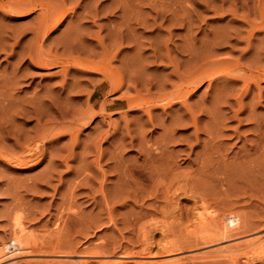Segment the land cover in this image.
<instances>
[{
	"label": "rangeland",
	"instance_id": "1",
	"mask_svg": "<svg viewBox=\"0 0 264 264\" xmlns=\"http://www.w3.org/2000/svg\"><path fill=\"white\" fill-rule=\"evenodd\" d=\"M7 1L14 2V0ZM17 1L20 0H15V2ZM55 1L56 3H59L62 0ZM64 2L66 5L65 7L68 10L70 9L71 11V9H74L75 12L74 14L67 13L68 16L61 22V24H59L55 30L51 31L47 38L48 40L45 42L46 46H44V50H49V48H51L52 51L49 50L50 52H53L51 54H67L68 52V54L70 53L72 55H76L83 51L86 52V56L89 52H93L95 54V59L97 58L96 60H100L104 54V59L107 62H110L113 69L120 70L122 73L124 72L123 74L126 84L123 88L124 90L122 89L123 91L120 90L110 94H106L108 91V87L106 86H102L98 89L94 93L91 101L94 106V112L98 111L100 115L91 119L87 125L80 126L74 122V119L76 118L75 116L84 112V108L87 111L88 102L86 100L88 98V90L90 89V92L91 89L93 90L94 86H97V81L99 82V80L102 79L101 75L91 71L90 73L89 71H85V73L82 74L83 70H80V72L76 71L74 74L72 73L65 77L60 71L61 68L58 66L47 68L42 66L39 67L35 64L33 65L25 55L24 58L23 54L25 48L27 49V45L34 42H30L34 40V34L32 35L33 32L31 31L37 26L36 21H38L37 15L39 12L36 11L27 16L21 17L0 10V34L2 38L5 35L3 40H5L4 43L7 42L5 43V46L3 45L5 50L3 48L4 51H0V91L3 90L0 94L2 96L0 97H7L10 99L9 101H11L9 102L7 98L5 100L2 99L3 105L5 103L10 106L8 105L9 109L6 106L7 109L5 110L8 112L6 113L5 111V115L3 114V116H5L2 118V120L4 119L3 121L0 119V126L2 127L1 124L4 122V127L11 128V134L15 133V131L21 132L26 130L25 133H21L29 134V137L28 135L22 137L20 139V142L22 141L21 144H26L30 140L33 141L40 139L42 135L39 136L40 138L37 137L36 139V136L39 135L37 133L42 134L44 128H46V126L48 127L52 121H55L54 123H56L55 126L57 127L56 130V127L54 126V129L56 130L55 133V130L52 129L53 132L49 133L48 138L42 140V143L44 144L43 152L36 153L26 166L21 165L19 167L18 165L17 168V165L9 164L0 158V249H3V255H1V257H4V260L2 259L0 264H15V262L16 264H30L31 262L33 264H36L37 262L38 264H44L45 258L58 255L72 258L73 260L81 259L82 256L84 258L85 255H93V253L100 255L103 253V255L106 254L104 256L112 257V259L121 257V255L124 254V256H138L136 253L141 255L144 249V238L142 237V232L139 228L144 225L146 226L147 224V226L152 225L156 221L158 223L161 222L162 224V220L163 223L166 221H168V224H171L172 222L175 223L169 228L170 230L168 229L167 232L164 233L158 231L155 232L151 230L152 228L150 229L152 234L149 232L148 238H150V242L153 244L151 255L157 256L158 254L159 256L160 254V256H164L166 260H173L175 257L182 258L185 256L188 258L191 257L192 254H195L192 253L194 251L196 253L202 252V246L200 245L189 249L185 245L186 248L184 251L182 250L183 252L181 251V253L177 254L171 252V254L163 253V255L162 249L158 244H160L159 242L163 243L164 240H169L167 243H173V241L176 243L178 240L182 241L186 237L184 226L189 224L188 220L190 219V215L192 216L191 213L194 211V206L199 204L201 198L207 199L208 203L217 210H223L222 208L233 209L237 214L244 216L246 221L250 222V225L252 226L249 225L250 229H248L247 232L232 237V239L229 238L230 240L227 239V241H223L219 244L231 245L235 244V241L242 242L245 238H252V236L256 237L261 233L264 234V157H262L264 155L260 157L252 155L249 157L250 160L252 158H257L256 160L254 159V161H257L254 162L255 165L252 162L249 163V166L246 163L248 162L246 160H249V158L246 160L242 158L244 150L243 146L246 144L250 145V142L254 140L256 135V132L252 130L255 119H253L252 116L256 118L260 117V119L264 118V81L260 82L258 88L252 87L249 92L242 94L241 92L243 90L241 82H234L232 85V82H229L227 79L228 82H226L225 78H222L223 76L211 84L205 80L198 87L197 91L189 95L187 98V104L193 108L196 117H198L197 128L200 130H198L199 132H197V134L195 133V128L191 124L188 125L191 121L188 119L189 116L186 113L185 107L180 103L173 101L172 104L167 105L166 107L162 105L164 102L158 101L156 103V101H151L150 98V102L146 103L144 106L149 104L146 108H148L151 113L149 114L152 118L151 123L148 122V114L146 113L148 110L144 108V106L142 109L136 107L132 110H127V102L125 99H122L123 96H126L123 94L131 93V95L127 96L135 95L134 91H127L126 89L128 85L127 81L130 80V76L132 77L130 80L132 84L129 82L130 86L133 85L132 87L140 89L138 90L140 95L147 98L150 95L151 97H157L160 95L168 97L169 94L170 96L172 95L175 87L179 83L176 72L181 76L184 74L186 77H189V75L194 72L196 74H207L209 73L208 71L212 73L211 70L216 74L218 71L217 69H221L224 63L227 65L230 64L229 67L235 70L237 68L236 65H238L246 70L251 68L253 71L259 64L256 63L257 56L260 59H258L260 61L259 65L262 64V66H264V58H262L264 57V49H262L264 48V45H262L264 44V30L259 27L264 25V21H262V19L258 20L260 18V11H264V7H262L264 6V0H121V5L118 4L117 6L119 10H115L112 0H99L98 3H96L97 0H64ZM125 4L126 6H124ZM93 5H97L98 7L95 17H91L88 14V11L93 9ZM257 6L258 8L256 9ZM93 11L94 10H91L90 13ZM243 13L244 17L242 18L241 16H243ZM246 13L247 15L245 16ZM258 27L261 29L260 31H257ZM233 33L235 35H233ZM225 35H227V39L225 38ZM113 38L115 40H113ZM118 38L121 40L119 39V41ZM74 39L78 40L77 42L79 43H76ZM250 40L251 44H246ZM64 41L67 42H65L66 45H70L71 42L74 45H70L72 48L67 46L66 50L62 46H57L56 43L59 45L60 42L64 43ZM99 41H101L102 44H99ZM115 41H117V43ZM4 43L2 42L1 45ZM115 43L117 44V47H115ZM103 44L104 46H102ZM260 45L262 48H260ZM55 46H57L58 50L54 48ZM71 49L75 51H72ZM82 56L85 57V55ZM20 58L22 59L20 60ZM248 59L249 61H247ZM186 72L189 74L187 75ZM13 74H16L17 77L16 75L14 77ZM10 75H13L12 79L10 78ZM77 79L79 81H77ZM14 81L16 82L14 83ZM72 82H75L74 86ZM6 85L9 86V89ZM159 86L161 88H159ZM12 87H14V91ZM84 90L86 91L84 92ZM148 90L149 93L147 92ZM241 94L243 95L241 101L244 105L243 112L239 113L235 118L233 116L235 113L234 111H237L238 109V104L236 102ZM224 97L226 99H224ZM49 98L51 100L55 98V100H53V107L51 105L52 101L50 100V103ZM34 99L35 101H33ZM2 100L0 98V101ZM27 100L30 102L32 101V105H28L31 103ZM57 100H59L58 104L60 106L57 105ZM26 101L28 103H25ZM43 101L45 102V105ZM35 102L40 103H37L36 105L34 104ZM106 102H109L110 104ZM11 103L18 104L17 106L20 108L15 104L13 106ZM54 103L58 106L57 108H63V119L58 113H54L57 109H55ZM33 105L35 108L40 107L44 113L46 112L45 114H50L43 118L40 125H35L36 121L34 116L36 112L32 113L34 115L31 113H25L26 108L29 109L30 107H33ZM103 105H107V111L104 109ZM159 105H162L163 107H160ZM14 108L18 110L20 109V111L15 110ZM45 108H48V111H45ZM100 108L101 110L103 109L104 112H99L101 111L99 110ZM41 109L39 111H41ZM49 109H51V111ZM59 109L56 111L58 112ZM251 109L253 112L250 111ZM73 110L74 112L77 111L75 112L76 114L73 113ZM125 111L126 114H124L126 116L123 114ZM69 113L73 118L68 115ZM184 114L187 118L185 119L186 122L183 120L179 123L177 121L176 123L175 120L178 117H183ZM56 116H59L58 118L60 121ZM69 117L71 120H69ZM5 118H7V120L11 118L8 121H10L12 126L7 120H5ZM224 120L225 122H223ZM5 122H7V125ZM186 123L188 126L185 125ZM13 124L16 125L15 129ZM35 127L36 131L34 130ZM39 128L41 131L38 130ZM71 128L73 130H70ZM169 128L170 130L175 128L174 136L177 138V141L175 140L173 142L167 140L169 144L167 143L166 145L167 153L170 154L171 157L173 156L174 161L177 162H175L177 168L172 173L173 177L176 179L174 178V180H172V174L165 178L166 181L156 177L149 178L146 172L148 170L142 169V165L145 166L146 163L147 166V160L150 161L151 156L156 152L155 149L158 144L160 147L165 144L163 143V136L168 135L166 129ZM62 129L67 131H63ZM142 130H144V132H142ZM61 131L65 133H62V135L57 138H49V136H53L52 134ZM66 132H68L67 135ZM140 135L143 136L141 137ZM218 136L221 137L219 138ZM0 140L1 152L12 153L14 151L15 153L17 151L18 153L19 150L15 143H13L15 139L12 135L6 140ZM157 142L159 143L157 144ZM145 148L146 150L148 149L147 154ZM204 149H208L206 150L207 152L205 151V154L203 151ZM214 150L217 151V153L212 152ZM198 151L200 152V156ZM209 153L215 159L220 156L221 159H219V161L221 160V163L224 161L222 165L220 162L216 163L214 161L211 168L214 167L212 169H217L219 166L217 164H220L219 167L221 169L225 166L223 169L225 176H222V174H215V172H213L214 170H211V173H204L203 169H200L202 168V164H200L202 155L205 156ZM251 153H253V151ZM241 160L244 163H241ZM227 163L229 164L227 165ZM189 167L192 171H189ZM129 171L132 172V174L130 173L129 175V173H127ZM188 174L191 175L188 176ZM213 175H216V177ZM195 176L197 180L195 179ZM131 178L136 180L133 179V181ZM189 178L191 180H188ZM222 178L227 182L223 180L221 181ZM180 179L185 181L188 185L187 186L181 181L183 183L179 182V185L181 186L184 185L185 187L192 188L193 184V196L191 195L189 197V195H185L181 191L180 193H176L174 199L169 198V195L167 198L166 195L168 192L165 191L167 181L171 180L172 182H175L168 184L170 187L173 185L170 188L171 191H173L177 187L176 185H178L176 180L180 181ZM154 180L156 184L153 182ZM160 181L163 182L160 184L163 187L159 186V184L156 186L157 182L159 183ZM206 182L208 184L211 182L212 184H209L208 186ZM138 184L140 185L138 186ZM208 189L210 191H208ZM151 191L153 194H151ZM200 192L202 195H200ZM205 192L207 194H205ZM208 192L214 193L212 195L215 197H212ZM139 193L143 196H140ZM214 204L218 205V208H216ZM165 212H167L166 215L164 214ZM15 214L21 216V219L23 217V225L27 228L29 233L33 232V234H38L39 236H48L49 233L53 234V232L60 233L63 231V233H60V237H64L60 239L65 243V246L62 248L63 252L57 251L54 253L55 255L53 253V255H49L48 253H43L42 255L39 253L37 255V253L21 252V255L19 252L17 253V251H13V248L11 247L12 244L8 241L11 238L12 223L14 216H16ZM136 216H139L140 218H137ZM70 219L71 221H69ZM180 221L182 224H179ZM139 223L140 225H138ZM168 224H166V226H170V224ZM62 226L65 227L62 228ZM181 229L183 230L180 231ZM4 242L9 245H7L9 248H3ZM64 249H68L67 252ZM88 253L91 254L88 255ZM13 255L16 257L12 258ZM262 256H264V254H262ZM29 259H31V261ZM46 261L48 260L46 259ZM65 262L72 261L68 260ZM216 262L217 261H208L207 263H203L201 261L187 260L184 264H220L219 262H221V264H227L222 261H218V263ZM252 264H264V260L261 261V258L256 259Z\"/></svg>",
	"mask_w": 264,
	"mask_h": 264
},
{
	"label": "bare ground",
	"instance_id": "2",
	"mask_svg": "<svg viewBox=\"0 0 264 264\" xmlns=\"http://www.w3.org/2000/svg\"><path fill=\"white\" fill-rule=\"evenodd\" d=\"M55 1V0H54ZM53 0H20V1H17V2H15V0H14V2H9V1H5V0H0V10H2V11H5L6 13H12V14H16V15H19V16H21V17H24V16H27V15H29L30 13H33V12H36V11H38L39 13H38V15H37V18H38V21H36L37 22V26H36V28H34V29H32V31L31 32H33L32 33V35L34 34V40H32V41H30V42H33L32 44H29V45H27V49L25 48V51H24V48H23V51H24V54H23V56L25 55L26 57H27V59L31 62V63H33V65L35 64V65H37V66H42V67H47V68H49V67H55V66H58L59 68H61V72L63 73V76H69V74H74L76 71H78V72H80V70L82 71V74L83 73H85V71H89V73H90V71L91 72H95V73H98V74H100L101 75V77H102V79H100L99 80V82L97 81V86H94L93 87V90L91 89V91L89 92V90H88V94H87V102H88V107H87V111L85 110V108L83 109L84 110V112H82V113H80L78 116L76 115L75 117V119H74V122L75 123H77V124H79L80 126H85V125H87L88 123H89V121H91V119H93V118H95V117H97L98 115H100V113H98V111L97 112H94L95 110H93V104H92V97H93V95H94V93L98 90V89H100L102 86H106V87H108V91H107V93L106 94H110V93H112V92H116V91H120V90H122L124 87H125V84H126V81H125V78H124V72L122 73L120 70H116V69H113L112 67H111V64H110V62H107L105 59H104V57L105 56H103L102 55V59L100 58V60H96L95 59V54L93 53V52H89L88 54H87V56H86V52H79L78 54H76V55H72V54H68V52H67V54L66 53H62V54H51V53H53V52H50V51H52L51 50V48H49V46H48V48H49V50L47 49V50H44V46H46L45 45V42H46V40H48L47 38H48V36H49V34L51 33V31H53V30H55V28H57V26L59 25V24H61V22L68 16V14L67 13H71V14H74V9H71V11H70V9L68 10L65 6V2H64V0H62V1H60L59 3L57 2L56 3V1L54 2ZM98 1L99 0H97V2L96 3H98ZM113 1V5H114V8H115V10L116 9H118L117 8V6H118V4L119 5H121L120 3V1L121 0H112ZM261 1V0H260ZM127 2V1H126ZM130 2V1H129ZM232 2H234V1H232ZM96 3H94V4H96ZM236 3V2H235ZM79 4V3H78ZM89 4V3H88ZM231 4V3H230ZM116 5V6H115ZM232 5V4H231ZM247 5V4H246ZM94 6V5H93ZM124 6H126V4L124 5ZM238 6V5H237ZM259 6H260V4H259ZM233 7V6H232ZM242 7V6H241ZM262 7H264V6H262ZM261 7V8H262ZM86 8H88V7H86ZM90 8V7H89ZM230 8V7H229ZM228 8V9H229ZM247 8V7H246ZM258 8V6L256 7V9ZM97 9H98V7H97V5L96 6H94L93 7V9H91V10H94L93 12H91L90 13V11L91 10H89L88 11V14L91 16V17H95L96 16V14H97ZM126 9V8H125ZM232 9V8H231ZM114 10V9H113ZM119 10V9H118ZM121 10V9H120ZM222 10V9H221ZM247 10V9H246ZM260 10V9H259ZM70 11V12H69ZM122 11H123V9H122ZM224 11H225V9H224ZM234 11H235V9H234ZM233 11V12H234ZM96 12V13H95ZM120 12V11H119ZM229 12V11H228ZM249 12V11H248ZM253 12H254V10H253ZM256 12H257V10H256ZM86 13V12H85ZM222 13V12H221ZM95 14V15H94ZM122 14V13H121ZM131 14V13H130ZM129 14V15H130ZM258 14V13H257ZM260 15H259V19L258 20H260V19H262V21H264V11H260V13H259ZM233 15V14H232ZM231 15V16H232ZM247 15V13L245 14V16ZM121 16V15H120ZM126 17V16H125ZM233 17H234V15H233ZM242 18L244 17V13H243V16H241ZM255 17V16H254ZM123 18V17H122ZM131 18V17H130ZM221 18V17H220ZM246 18H249V17H246ZM239 19V18H238ZM129 20V19H128ZM243 20H245V19H243ZM251 20V19H250ZM125 21V20H124ZM261 21V22H262ZM244 24V23H243ZM246 24H249V23H246ZM256 24V23H255ZM258 24V23H257ZM245 25V24H244ZM253 25H254V22H253ZM81 26V25H80ZM242 27V26H241ZM248 27V26H247ZM262 30H264V25H261V26H259ZM259 27H258V29H257V31L259 30H261V29H259ZM255 28V27H254ZM77 29V28H76ZM128 29V28H127ZM237 29V28H236ZM246 29V28H245ZM248 29V28H247ZM253 29V28H252ZM30 30V29H29ZM130 30V29H129ZM249 30V29H248ZM254 30V29H253ZM73 31V30H72ZM77 31V30H76ZM119 31V30H118ZM226 31V30H225ZM235 31V30H234ZM3 32V31H2ZM131 32H132V30H131ZM223 32H224V30H223ZM222 32V33H223ZM238 32H240V31H238ZM249 32V31H248ZM262 32V31H261ZM64 33H66V32H64ZM81 33V32H80ZM254 33V32H253ZM253 33H252V37H253ZM4 34V33H3ZM2 34V35H3ZM70 34V33H69ZM130 34V33H129ZM238 34V33H237ZM133 35V34H132ZM233 35H235L234 33H233ZM239 35V34H238ZM5 36V35H4ZM4 36H3V38H4ZM7 36V35H6ZM62 36V35H61ZM60 36V37H61ZM131 36V35H130ZM135 36V35H134ZM241 36V35H240ZM117 37V36H116ZM123 37V36H122ZM128 37V36H127ZM132 37V36H131ZM247 37V36H246ZM245 37V38H246ZM3 38L1 37V34H0V45H1V43L3 42L4 43V41L5 40H3ZM129 38V37H128ZM225 38L227 39V35H225ZM230 38V37H229ZM6 39V38H5ZM59 39V38H58ZM120 38H118V40H119ZM236 39H238V38H236ZM250 39V38H249ZM19 40V39H18ZM56 40V39H55ZM60 40H61V38H60ZM113 40H115L114 38H113ZM121 40V39H120ZM119 40V41H120ZM128 40V39H127ZM222 40H223V38H222ZM230 40V39H229ZM260 40V39H259ZM58 41V40H57ZM67 41V40H66ZM66 41H64V43L63 42H60V44L58 45V43H56L57 44V46L59 47V46H62L65 50L67 49V46H70V45H72L73 43V40H72V42H71V44L70 45H66L65 44V42ZM71 41V40H70ZM74 41L76 42V43H79V42H77L78 40H75L74 39ZM226 41V40H225ZM241 41H242V39H241ZM18 43H20L19 41H17ZM17 42H15V43H17ZM29 42V41H28ZM100 43L99 44H102L101 43V41H99ZM116 43H117V41H115ZM224 42V41H223ZM222 42V43H223ZM251 40L250 41H248L246 44H248V45H250L251 43ZM5 43H7V42H5ZM2 44L1 45V49H0V51H4L5 50V47H3V45L5 46L6 44ZM17 43V44H18ZM62 43V44H61ZM67 43V42H66ZM114 44L115 45V47H117L116 45L117 44ZM119 43V42H118ZM130 43V42H129ZM228 43V42H227ZM259 43V42H258ZM262 43V42H261ZM55 44V43H54ZM81 44V43H80ZM221 44V43H220ZM26 45V44H25ZM74 45V44H73ZM97 45V44H96ZM262 45H264V44H262ZM29 46V47H28ZM57 46H55L54 48H56L57 49ZM102 46H104V44L102 45ZM261 46V45H260ZM51 47V46H50ZM71 48H72V46H70ZM69 47V48H70ZM119 47V46H118ZM259 47V46H258ZM3 48H4V50H3ZM53 48V47H52ZM92 48V47H91ZM105 48V47H104ZM260 48H262V46L260 47ZM260 48H259V50H260ZM11 49V48H10ZM262 49H264V48H262ZM58 50V49H57ZM72 51H75V50H73V49H71ZM106 50V49H105ZM112 50V49H111ZM252 50V49H251ZM22 51V52H23ZM47 51V52H46ZM54 51H55V49H54ZM85 51V50H84ZM107 51V50H106ZM246 51V50H245ZM110 52V51H109ZM113 52V51H112ZM21 53V52H20ZM26 53V54H25ZM56 53H57V51H56ZM84 53V54H83ZM104 53V52H103ZM258 53V52H257ZM85 55V57L84 56H82V55ZM106 54V53H105ZM262 54V53H261ZM22 56V55H21ZM23 56H22V58H23ZM25 56H24V58H25ZM98 56V55H97ZM107 56V55H106ZM157 56V55H156ZM155 56V57H156ZM241 56V55H240ZM100 57V56H99ZM19 58V57H18ZM22 58H20V60L22 59ZM262 58H264V57H262ZM131 59V58H130ZM129 59V60H130ZM259 58H258V56H257V62L256 61H254V62H256L257 64L259 63L260 64V59L258 60ZM133 60V59H132ZM239 60V59H238ZM217 61V60H216ZM215 61V62H216ZM247 61H249V59L247 60ZM18 62H19V60H18ZM131 62V61H130ZM246 63H248V62H246ZM121 64V63H120ZM132 64V63H131ZM200 64V63H199ZM229 64V63H228ZM250 64V63H249ZM258 64V66H256V68L255 67H253V68H255V70H253L252 71V69L250 70H246V69H244V68H242V67H240V66H238V65H236L237 66V68H236V70L235 69H232V68H230L229 67V65H227L226 63H224L223 64V66L221 67V69L219 68V69H217L218 71L216 72V74L211 70V72L212 73H214V74H212V73H210V71H208L209 73H207V74H196L195 72L193 73V74H191V75H189V77H186V76H184V74H182V76L181 75H179L178 74V72H176V70H175V72H176V75H177V78L179 79V83H178V85L175 87V90L173 91V93H172V95L170 96V94H169V96L167 97V96H157V97H151V95L150 96H148V98L147 97H145V96H142V95H140L139 93H138V90H140V89H137L136 87H132V86H130V84H129V82L132 84V82L130 81L131 80V76H130V80L129 79H127V80H129V81H127L128 83V85H127V91H130V90H132V91H134L135 92V95L134 96H127V95H131V93L130 94H123V95H126V96H123V98L122 99H125L126 100V102H127V107H128V109L127 110H132V109H134V108H138L139 107V109L141 108L142 109V107L146 104V103H148V102H150L149 101V99L151 98V101H153V102H155L156 101V103L158 102V101H160V102H164V104L162 103V105L163 106H166L167 107V105H170V104H172L173 103V101L174 102H176V103H180L181 105H183L184 107H185V109H186V113L188 114V116H187V114H186V116L188 117V119H189V121H191V123L189 122V124L188 125H192L194 128H195V133L197 134V132H199L198 130H200V129H198L197 128V119H198V117H196V114L194 113V111H193V108H191L188 104H187V98H188V96L189 95H191V94H193V93H195L196 91H197V89H198V87L206 80V81H208V83L209 84H211L212 82H214L215 80H217V79H220V77H222L223 79L225 78V80L227 79L229 82H232V85H233V83L234 82H241L242 83V94H244V93H247V92H249L250 90H251V88L252 87H257L258 88V86L260 85V82L261 81H264V66H262V64L261 65H259ZM119 65V64H118ZM127 65H128V63H127ZM248 65V64H247ZM252 65V64H251ZM256 65V64H255ZM136 66V65H135ZM195 66H198V65H195ZM245 66V65H244ZM118 67V66H117ZM129 67V66H128ZM196 68V67H195ZM199 68V67H198ZM248 68V67H247ZM130 69V68H129ZM131 69H134V68H131ZM192 69V68H191ZM191 69H189V70H191ZM16 71V70H15ZM59 71V72H60ZM178 71V70H177ZM192 71H194V70H192ZM199 71V70H198ZM216 71V70H215ZM134 72V71H133ZM92 73V74H93ZM187 73V75L189 74L188 72H186ZM192 73V72H191ZM205 73V72H204ZM10 74V73H9ZM87 74V73H86ZM134 74H135V72H134ZM141 74V73H140ZM5 75V74H4ZM14 75V74H13ZM12 75V76H13ZM16 75V74H15ZM15 75H14V77H15ZM23 75V74H22ZM21 75V76H22ZM28 75V74H27ZM11 76V75H10ZM12 76L10 77L11 79H12ZM82 76V75H81ZM2 77V76H1ZM16 77H17V75H16ZM19 77V76H18ZM75 77V76H74ZM135 78V77H134ZM64 79V78H63ZM139 79V78H138ZM2 80V79H1ZM4 80V79H3ZM14 80V79H13ZM17 80V79H16ZM139 80H141V79H139ZM226 80V82H228ZM6 81V80H5ZM17 81H19V80H17ZM76 81V80H75ZM77 81H79L78 79H77ZM89 81V80H88ZM92 81V80H91ZM135 81V80H134ZM221 81H223V80H221ZM16 81H14V83H15ZM62 82V81H61ZM1 83V82H0ZM8 83V82H7ZM73 83V86L75 85L74 83L75 82H72ZM224 83H225V81H224ZM3 84V83H2ZM82 84V83H81ZM88 84V83H87ZM160 84H161V82H160ZM225 85H226V83H225ZM224 85V86H225ZM7 86V85H6ZM78 86V85H77ZM80 86H82V85H80ZM90 86V85H89ZM160 86H162V85H160ZM159 86V88H161ZM223 86V87H224ZM235 86V85H234ZM8 87V89H9V86H7ZM166 87V86H165ZM216 87V86H215ZM222 87V86H221ZM229 87V86H228ZM239 87V86H238ZM13 88V91H14V87H12ZM77 88H79V87H77ZM88 88V87H87ZM218 88V87H217ZM64 89V88H63ZM74 89V88H73ZM81 89V88H80ZM234 89V88H233ZM237 89V88H236ZM240 89H241V87H240ZM239 89V90H240ZM10 90H12V89H10ZM50 90V89H49ZM124 90V89H123ZM122 90V91H123ZM150 90V89H149ZM149 90L147 91L148 93H149ZM164 90V89H163ZM219 90V89H218ZM227 90V89H226ZM3 91V90H2ZM2 91H0V94H1V92ZM6 91V90H5ZM12 91V92H13ZM47 91V90H46ZM63 91V90H62ZM76 91V90H75ZM77 91H78V89H77ZM86 90H84V92H85ZM172 91V90H171ZM223 91H224V89H223ZM47 92H49V91H47ZM79 92V91H78ZM84 92H82V93H84ZM217 92V91H216ZM228 92V91H227ZM50 93V92H49ZM81 93V92H80ZM129 93V92H128ZM141 93V92H140ZM151 93V92H150ZM4 94V93H3ZM6 94H8V93H6ZM42 94V93H41ZM79 94V93H78ZM105 94V93H104ZM134 94V93H133ZM229 94V93H228ZM227 94V95H228ZM240 95V98L237 100V104H238V109H237V111H234L235 113H234V117L236 118L237 116H238V114L239 113H241V112H243V104L241 103V101H242V96L243 95ZM148 95V94H147ZM146 95V96H147ZM159 95V94H158ZM223 95V94H222ZM0 96H2V95H0ZM4 96H6V95H4ZM8 96V95H7ZM11 96H13V95H11ZM10 96V97H11ZM35 96V95H34ZM42 96V95H41ZM45 96V95H44ZM33 97V96H32ZM38 97V96H37ZM37 97H35V98H37ZM46 97V96H45ZM68 97V96H67ZM225 97H226V95H225ZM224 97V99H226ZM234 97V96H233ZM1 98V100L2 99H6V98H2V97H0ZM48 98V97H47ZM59 98V97H58ZM219 98V97H218ZM12 99V98H11ZM44 99V98H43ZM103 99V98H102ZM153 99V100H152ZM215 99V98H214ZM256 99V98H255ZM7 100L9 101L10 99H8L7 98ZM31 100H32V98H31ZM51 99L49 98V101H50ZM53 100H55V98L53 99ZM53 100H51L52 101V107H53ZM217 100V99H216ZM228 100V99H227ZM226 100V101H227ZM27 101H29V100H27ZM25 102V103H28V102ZM33 101H35V99L33 100ZM51 101H50V103H51ZM59 100H57L56 101V103H57V105H59L58 102ZM70 101V100H69ZM254 101V100H253ZM3 100L2 101H0V119L2 120V118H4L5 116H3V114L5 113V111H6V113L8 112L7 110H5V109H7V107H8V105H6L5 103H4V105H3ZM9 102H11V101H9ZM13 102V101H12ZM30 102V101H29ZM44 102V101H43ZM55 102V101H54ZM224 102H225V100H224ZM255 102V101H254ZM31 104H28V105H32V101L30 102ZM37 103H40V102H35L34 104H36L37 105ZM42 103V102H41ZM48 103V102H47ZM49 103V104H50ZM101 103V102H100ZM106 103H109V102H106ZM105 103V104H106ZM152 103V102H151ZM213 103H215V102H213ZM12 104V103H11ZM14 104L15 103H13L12 105L14 106ZM19 104H20V102H19ZM43 104V103H42ZM61 104V103H60ZM65 104V103H64ZM71 104V103H70ZM110 104V103H109ZM113 104V103H112ZM155 104V103H154ZM255 104H256V102H255ZM16 106L18 105V104H15ZM44 105H45V102H44ZM54 105H55V109L58 107V106H56V104L54 103ZM63 105V104H62ZM84 105V104H83ZM149 105V104H148ZM148 105H146V106H148ZM161 105V106H162ZM175 105V104H174ZM195 105V104H194ZM215 105V104H214ZM217 105V104H216ZM226 105V104H225ZM252 105H254V104H252ZM7 106V107H6ZM10 106V105H9ZM22 106V105H21ZM39 106V105H38ZM41 106V105H40ZM60 106V105H59ZM104 106V105H103ZM106 106L107 105H105L104 106V109L107 111V109H106ZM146 106H144V108H146ZM160 106V105H159ZM160 106V107H161ZM162 106V107H163ZM213 106V105H212ZM219 106V105H218ZM223 106V105H222ZM231 106V105H230ZM4 107H6V108H4ZM17 107H19V106H17ZM29 107V106H28ZM43 107V106H42ZM45 107V106H44ZM62 107V106H61ZM60 107V108H61ZM123 107H125V106H123ZM126 107V108H127ZM181 107V106H180ZM195 107V106H194ZM206 107V106H205ZM20 108V107H19ZM26 108V107H25ZM40 107H37V108H35V106L33 105V107H30L29 109H27L26 108V110H25V113L27 114H29V113H35L36 112V114H35V116H34V118H35V121H36V124L35 125H40V123H41V121L43 120V118L44 117H47V116H49L50 114H45L44 113V111L41 109V111H39L40 109H39ZM68 108V107H67ZM66 108V109H67ZM77 108V107H76ZM79 108V107H78ZM81 108V107H80ZM120 108H121V106H120ZM209 108V107H208ZM217 108V107H216ZM219 108V107H218ZM253 108V107H252ZM8 109H9V107H8ZM15 109V108H14ZM38 109V110H37ZM44 109V108H43ZM57 109H59V108H57ZM56 109V110H57ZM63 109V108H62ZM62 109H59L58 110V112L55 110V112L54 113H58L59 114V116L62 118V117H64V114L62 113ZM69 109V108H68ZM148 111H146V113L148 114V122H151V116L149 115V114H151L150 113V111H149V109L148 108H146ZM151 109V108H150ZM211 109V108H210ZM15 110H18V109H15ZM21 110H24V109H21ZM48 111V108L46 109L45 108V111ZM50 111H51V109H49ZM61 110V111H60ZM65 110V109H64ZM76 110V109H75ZM78 110V109H77ZM81 110V109H80ZM99 110H101V108L99 109ZM169 110V109H168ZM209 110V109H208ZM217 110V109H216ZM18 111H20V109L18 110ZM69 111V110H68ZM67 111V112H68ZM82 111V110H81ZM86 111V112H85ZM113 111V110H112ZM124 111V110H123ZM137 111V110H136ZM143 111H144V109H143ZM213 111V110H212ZM221 111V110H220ZM250 111H252V109L250 110ZM75 112H77V111H75ZM74 112V110H73V113H75ZM99 112H104L103 111V109L101 110V111H99ZM183 112V111H182ZM196 112V111H195ZM253 112V111H252ZM13 113H15V112H13ZM20 113V112H19ZM22 113H23V111H22ZM51 113V112H50ZM53 113V114H54ZM105 113H107V112H105ZM126 114V111L125 112H123V114ZM128 113V112H127ZM144 113V112H143ZM184 113V112H183ZM182 113V114H183ZM249 113V112H248ZM16 114V113H15ZM15 114H14V116H15ZM24 114V113H23ZM76 114V113H75ZM103 114V113H102ZM124 114V115H125ZM223 114V113H222ZM5 115V114H4ZM7 115V114H6ZM17 115V114H16ZM21 115V114H20ZM32 115H34V114H32ZM67 115V114H66ZM68 115H70V113L68 114ZM129 115V114H128ZM143 115V114H142ZM141 115V116H142ZM250 115H252V114H250ZM249 115V117L251 118V116ZM254 115V114H253ZM9 116V115H8ZM58 116V117H59ZM71 117H72V115H70ZM104 116V115H103ZM126 116V115H125ZM177 116V115H176ZM175 116V117H176ZM183 116V115H182ZM224 116V115H223ZM7 117V116H6ZM11 117V116H10ZM30 117H33V116H30ZM51 117H52V115H51ZM57 117V116H56ZM57 117V118H58ZM121 117V116H120ZM173 117V116H172ZM178 117V116H177ZM248 117V118H249ZM253 117V119H254V127L252 128V130L253 131H255L256 132V135H255V138H254V140L252 141V142H250V145H244L243 146V155H242V158L244 159V160H246V159H248L249 157H251L252 155H255V156H258V157H260V156H262V155H264V118H261L260 119V117H258V118H256V117H254V116H252ZM53 118V117H52ZM60 118V119H61ZM70 118V117H69ZM73 118V117H72ZM184 118V119H183ZM11 119V118H10ZM10 119H8V120H10ZM47 119V118H46ZM63 119V118H62ZM125 119L127 120V118L125 117ZM137 119H138V117H137ZM185 119H187L186 117H185V114H184V116L183 117H178L176 120H175V122L177 123V121H178V123L179 122H181V121H183V120H185ZM200 119V118H199ZM230 119H231V117H230ZM252 119V118H251ZM4 120V119H3ZM2 120V121H3ZM5 120H7V118H5ZM7 120V121H8ZM53 120H54V118H53ZM58 120H59V118H58ZM65 120V119H64ZM69 120H71V118L69 119ZM68 120V121H69ZM110 120V119H109ZM142 120V119H141ZM220 120V119H219ZM227 120V119H226ZM239 120V119H238ZM249 120V119H248ZM11 121H13V120H11ZM46 121H48V120H46ZM60 121V120H59ZM58 121V122H59ZM62 121V120H61ZM66 121V120H65ZM67 121V122H68ZM129 121V120H128ZM146 121H147V119H146ZM153 121V120H152ZM222 121V120H221ZM240 121V120H239ZM1 122V121H0ZM9 123H10V121H8ZM55 122V121H54ZM53 121L50 123V125L47 127L46 126V128H44V130L42 131V134H40V133H37V134H39L38 136H36V139H37V137H39L40 135H42L41 136V138L40 139H37V140H33V141H29L28 143H26V144H21L22 143V141L20 142V139L22 138V137H25V135H28V137H29V134H22L21 132H23V133H25V131H21V132H18V131H15V133H12L11 134V128L9 129V127H4L3 126V123L1 124L2 125V127L0 128V135H1V138L0 139H2V140H6L10 135H12L13 137H14V141H13V143H15V145L17 146V148H18V150L20 151H18V153H17V151L14 153V151L12 152V153H3V152H1L0 151V158L2 159V160H4L5 162H7V163H9V164H15V165H17L16 167L18 168V165H19V167L22 165H27V163L28 162H30L31 160H32V158L36 155V153H41V152H43V148H44V144L42 143V140H44L45 138H48V135H49V133L50 132H53V130L52 129H54V126H55V124L56 123H54ZM100 122V121H99ZM108 122H110V121H108ZM112 122V121H111ZM171 122V121H170ZM185 122H186V120H185ZM223 122H225V120L223 121ZM6 123V125H7V122H5ZM13 123V122H12ZM62 123V122H61ZM71 123V122H70ZM130 123V122H129ZM152 123V122H151ZM11 124V123H10ZM15 124V123H14ZM13 124V125H14ZM44 124H46V123H44ZM52 124V125H51ZM58 124V123H57ZM60 124V123H59ZM117 124V123H116ZM145 124V123H144ZM154 124V123H153ZM184 124V123H183ZM220 124H221V122H220ZM225 124V123H224ZM224 124H223V126H224ZM5 125V124H4ZM63 125V124H62ZM66 125H67V123H66ZM143 125V124H142ZM176 125V124H175ZM185 125H187V123L185 124ZM187 125V126H188ZM226 125V124H225ZM11 126H12V124H11ZM16 125H14V129L16 128L15 127ZM141 126V125H140ZM186 126V127H187ZM206 126H207V124H206ZM205 126V127H206ZM222 126V125H221ZM19 127V126H18ZM43 127H45V126H43ZM56 127V126H55ZM139 127V126H138ZM174 127V126H173ZM177 127V126H176ZM216 127V126H215ZM37 128H38V126H37ZM40 128H41V126H40ZM40 128L38 129V130H40ZM69 128V127H68ZM77 128V127H76ZM127 128V127H126ZM141 128V127H140ZM165 128V127H164ZM210 128H211V126H210ZM218 128V127H217ZM224 128V127H223ZM36 129V127L34 128V130ZM56 130H57V127L55 128ZM54 129V130H55ZM175 129V128H174ZM174 129H172V130H170V128L169 129H166L167 131L166 132H168V135H164L163 136V143H165L163 146H159V142H157V147H156V149H155V151L156 152H154V154L151 156V158H150V161L149 160H147L148 162H147V166H146V163H145V166H143L142 165V169H144V170H148V171H146L147 172V176L149 177V178H161L162 180L164 179L165 180V178L167 177V176H169L170 174H172L173 172H174V170L177 168V165H176V161H174V157L172 158L171 157V155L170 154H168L167 152L168 151H166L167 150V143H168V141L170 142H173V141H175L177 138H175L176 136H174ZM212 129V128H211ZM218 129H220V128H218ZM222 129V128H221ZM20 130H21V128H20ZM52 130V131H51ZM56 130L54 131V133L56 132ZM63 130V129H62ZM70 130H73L72 128L70 129ZM78 130V129H77ZM215 130V129H214ZM217 130V129H216ZM223 130V129H222ZM12 131H13V129H12ZM28 131V130H27ZM36 131V130H35ZM34 131V132H35ZM41 131V130H40ZM39 131V132H40ZM63 131H67V130H63ZM69 131V130H68ZM141 131V130H140ZM139 131V132H140ZM213 131V130H212ZM218 131V130H217ZM29 132V131H28ZM79 132V131H78ZM138 132V133H139ZM142 132H144V130H142ZM206 132H207V130H206ZM254 132V133H255ZM27 133V132H26ZM62 133H65V132H58V133H56V134H52L53 136H49V138H51V137H55V138H57V137H59V136H61L62 135ZM67 133L68 132H66V135H67ZM113 133V132H112ZM163 133V132H162ZM36 134V135H37ZM70 134V133H69ZM73 134H74V132H73ZM78 134V133H77ZM145 134V133H144ZM143 134V135H144ZM164 134V133H163ZM65 135V134H64ZM142 135V136H143ZM221 135V134H220ZM104 136V135H103ZM141 136V135H140ZM139 136V137H140ZM141 136V137H142ZM197 136V135H196ZM71 137V136H70ZM74 137V136H73ZM161 137V136H160ZM219 137V136H218ZM221 137V136H220ZM219 137V138H220ZM224 137V136H223ZM12 138V137H11ZM33 138V137H32ZM35 138V137H34ZM102 138V137H101ZM179 138V137H178ZM199 138V137H198ZM209 138H211V137H209ZM53 139V138H52ZM143 139V138H142ZM27 140H28V138H27ZM46 140V139H45ZM57 140V139H56ZM72 140V139H71ZM168 140V141H167ZM210 140V139H209ZM1 141V140H0ZM47 141H48V139H47ZM148 141V140H147ZM177 141V140H176ZM44 142V141H43ZM162 142V141H161ZM24 143V142H23ZM144 143V142H143ZM179 143V142H178ZM208 143V142H207ZM206 143V144H207ZM219 143V142H218ZM251 143H252V145H251ZM141 144V143H140ZM149 144V143H148ZM156 144V143H155ZM169 144V143H168ZM222 144V143H221ZM224 144V143H223ZM139 145V144H138ZM161 145V144H160ZM96 146V145H95ZM191 146V145H190ZM97 147V146H96ZM151 147V146H150ZM205 147H206V145H205ZM208 147V146H207ZM15 148V147H14ZM142 148V147H141ZM221 148V147H220ZM223 148V147H222ZM242 148V147H241ZM101 149V148H100ZM148 149H149V147H148ZM147 149V150H148ZM209 149V148H208ZM208 149H204L203 151H204V154H205V151L206 150H208ZM211 149V148H210ZM1 150V149H0ZM4 150V149H3ZM2 150V151H3ZM145 150H146V148H145ZM147 150H146V154H147ZM169 150V149H168ZM56 151V150H55ZM150 151V150H149ZM171 151V150H170ZM179 151V150H178ZM200 151V150H199ZM198 151V152H199ZM241 151V150H240ZM253 151V153H251ZM197 152V153H198ZM202 152V151H201ZM207 152V151H206ZM212 152H216L217 153V151H212ZM219 152V151H218ZM52 153H54V152H52ZM100 153V152H99ZM236 153V152H235ZM152 154V153H151ZM171 154H173V153H171ZM176 154V153H175ZM179 154H180V152H179ZM178 154V155H179ZM196 154V153H195ZM203 154V153H202ZM223 154V153H222ZM241 154V153H240ZM174 155V154H173ZM177 155V156H178ZM217 155V154H216ZM148 156V155H147ZM199 156H200V152H199ZM74 157V156H73ZM149 157V156H148ZM254 157V156H253ZM262 157H264V156H262ZM37 158V157H36ZM52 158V157H51ZM51 158H50V160H51ZM178 158H179V156H178ZM197 158V157H196ZM202 159H201V161H200V164H202V168H200V169H203V172L204 173H209L211 170H214L213 172H215V174H222V176L225 174V172L223 171V169L225 168V166L224 167H222V169L219 167L220 166V164H217V165H219L218 167H217V169L215 168V169H212V168H214V167H212L211 168V166H213V162L215 161L216 163L218 162H220L219 161V159H221V157L220 156H218V157H216V159L214 158V157H212L211 156V154L209 153V154H206L205 156L204 155H202V157H201ZM223 158H225V157H223ZM195 159V158H194ZM234 159V158H233ZM253 159V158H252ZM250 160V158H249V160H246V161H248V162H246L247 164H248V166H249V163H252L253 162V164H254V162H257V161H254V159L256 160L257 158H254L253 160ZM259 159V158H258ZM198 160V159H197ZM196 160V161H197ZM199 161V160H198ZM236 161V160H235ZM234 161V162H235ZM242 161V160H241ZM240 161V162H241ZM176 162V163H175ZM224 161H222V163H223ZM51 163V162H50ZM197 163V162H196ZM221 163V162H220ZM222 163H221V165H222ZM241 163H244L243 161L241 162ZM224 164H226V163H224ZM229 163H227V165H228ZM31 165V164H30ZM49 165V164H48ZM149 165V166H148ZM236 165V164H235ZM238 165V164H237ZM240 165V164H239ZM255 165V164H254ZM55 166V165H54ZM242 166V165H241ZM247 166V167H248ZM252 166V165H251ZM128 167V166H127ZM126 167V168H127ZM147 167V168H146ZM200 167H201V165H200ZM233 167V166H232ZM255 167V166H254ZM48 168V167H47ZM179 168V167H178ZM190 168V167H189ZM233 168H235V167H233ZM128 169V168H127ZM131 169V168H130ZM48 170V169H47ZM80 170V169H79ZM141 170V169H140ZM180 170V169H179ZM185 170V169H184ZM197 170V169H196ZM254 170V169H253ZM127 171V170H126ZM134 171V170H133ZM181 171V170H180ZM189 171H192L191 170V168H190V170ZM188 171V172H189ZM227 171V170H226ZM229 171V170H228ZM118 172H119V170H118ZM125 172V171H124ZM145 172V173H146ZM178 172V171H177ZM182 172V171H181ZM50 173V172H49ZM127 173H129V175H130V173L132 174V172H127ZM186 173V172H185ZM211 173V172H210ZM45 174V173H44ZM51 174V173H50ZM126 174V173H125ZM134 174V173H133ZM214 174V173H213ZM227 174V173H226ZM78 175V174H77ZM80 175V174H79ZM185 175V174H184ZM191 174H188V176H190ZM210 175H212V174H210ZM127 176H128V174H127ZM126 176V177H127ZM172 177V180H174V178L175 177H173V174L171 175ZM182 176V175H181ZM187 176V175H186ZM202 176V175H201ZM213 176H215L216 177V175H213ZM225 176V175H224ZM47 177V176H46ZM49 177V176H48ZM130 177V176H129ZM177 177V176H176ZM209 177V176H208ZM191 178H192V176H191ZM210 178H211V176H210ZM218 178V177H217ZM83 179V178H82ZM132 179V178H131ZM134 179V178H133ZM132 179V180H133ZM176 179V178H175ZM195 179H196V176H195ZM198 179H199V177H198ZM201 179V178H200ZM212 179V178H211ZM219 179V178H218ZM134 180H136V179H134ZM133 180V181H134ZM144 180V179H143ZM157 180V179H156ZM188 180H191L190 178L188 179ZM192 180H193V178H192ZM197 180V179H196ZM226 181V180H224V178H222L221 179V181ZM80 181H81V179H80ZM85 181H86V179H85ZM89 181V180H88ZM166 181V180H165ZM165 181H164V184H165ZM168 181H170V182H168ZM167 181V184L165 185V191L166 192H168V193H170V194H168L167 193V198H168V195H169V198H173L174 199V196H176V193H180L181 191L185 194V195H189V197L192 195L193 196V190H192V188H193V184H192V188L191 187H187L188 185L185 183V181H183V180H181L180 179V181L179 180H176L177 182H178V185H176L177 187L175 188V186H174V190L173 191H171V187L173 186V185H171V187L168 185L169 183L171 184V183H175V182H172L171 180H168ZM181 181H183L187 186L185 187L184 185H179V182H181ZM186 181H187V179H186ZM209 181H211V180H209ZM215 181V180H214ZM213 181V182H214ZM219 181H220V179H219ZM78 182V181H77ZM102 182V181H101ZM129 182V181H128ZM136 182V181H135ZM134 182V183H135ZM143 182V181H142ZM145 182V181H144ZM153 182H155V180L153 181ZM188 182V181H187ZM191 182V181H190ZM194 182V181H193ZM192 182V183H193ZM217 182V181H216ZM227 182V181H226ZM89 183V182H88ZM91 183V182H90ZM136 183H138V182H136ZM161 183H163L162 181H160L159 183L157 182V185L156 186H158V184H159V186H161V187H163L162 185H160ZM182 183V182H181ZM196 183H197V181H196ZM207 183V182H206ZM232 183V182H231ZM78 184V183H77ZM155 184H156V182H155ZM183 184V183H182ZM188 184H190V183H188ZM208 184V183H207ZM209 184H212L211 182L209 183ZM209 184H208V186H209ZM218 184V183H217ZM228 184V183H227ZM80 185H83V184H80ZM140 184H138V186H139ZM222 185V184H221ZM74 186V185H73ZM78 186V185H77ZM207 186V187H208ZM211 186V185H210ZM79 187V186H78ZM212 187V186H211ZM75 188V187H74ZM102 188V187H101ZM214 188V187H213ZM163 189V188H162ZM205 189V188H204ZM212 189V188H211ZM195 190V189H194ZM197 190V189H196ZM150 191V190H149ZM153 191V190H152ZM151 191V192H152ZM158 191V190H157ZM208 191H210L209 189H208ZM215 191V190H214ZM216 191H217V189H216ZM215 191V192H216ZM222 191V190H221ZM99 192V191H98ZM104 192V191H103ZM136 192V191H135ZM212 192H213V190H212ZM156 193V192H155ZM201 193V192H200ZM210 192H208V194H209ZM140 194V193H139ZM151 194H153V192L151 193ZM160 194V193H159ZM195 194V193H194ZM205 194H207L206 192H205ZM211 195L212 194H214V193H210ZM216 194V193H215ZM142 194H140V196H141ZM184 195V196H185ZM199 195V194H198ZM200 195H202V193L200 194ZM204 195V194H203ZM218 195H220V194H218ZM143 196V195H142ZM166 196H165V198H166ZM207 196V195H206ZM205 196V197H206ZM209 196V195H208ZM178 197V196H177ZM195 197V196H194ZM212 197H215V196H213L212 195ZM211 197V198H212ZM172 199V200H173ZM197 199V198H196ZM169 201V200H168ZM175 201V200H174ZM198 201V200H197ZM106 202V201H105ZM170 202V201H169ZM196 202V201H195ZM171 203V202H170ZM175 204V203H174ZM174 204H173V206H174ZM218 204V203H217ZM152 205V204H151ZM224 205V204H223ZM214 206H216V208H218V205H215L214 204ZM177 207V206H176ZM223 207V206H222ZM163 208V207H162ZM166 208V207H165ZM221 208V207H220ZM226 208H228V207H226ZM173 209V208H172ZM223 210H217V209H215L211 204H209L208 203V201H207V199H205V198H201V200H200V202H199V204H197V206H194V211H193V213H191L192 214V216L190 215V219L188 220L189 221V224H185L186 226H184L185 227V229H184V231H185V235H186V237L182 240V241H177L176 243H174V241H173V243H167V241H169V240H167V241H165L164 240V242L163 243H161V242H159L160 244H158V246L162 249V254L163 253H170L171 254V252H174V253H181V251L183 250L184 251V249L186 248V246H187V248H192V247H197V246H202V252H192V253H195L194 255L192 254V256L191 257H188V258H186V256L185 257H182V258H174L173 260L171 259V257H170V259L171 260H169V259H167L166 260V258L164 257V256H160V254H159V256H158V254H157V256H155V255H151V248H152V246H153V244H152V242H150L151 240H150V238H148V234H149V232L151 231V230H153V231H158V232H160V233H164V232H167V230L171 227V226H173V223H175V222H172V221H170V222H172L171 224H170V226H166V224H168L167 222L168 221H166L165 223H163V220H162V224H161V222L160 223H158L157 221L155 222V223H153L152 225H149V226H142V227H140L139 229L141 230V232H142V237L144 238L143 239V245H144V249H143V253L141 254V255H139L138 253H136L138 256H124V255H121V257H118V258H116V259H112V257L110 258V257H107V256H104V255H106V254H104L103 255V253H102V255H100V254H95V253H93V255H89V254H91V253H88V255L89 256H84V258H83V256H82V258L81 259H78V260H73L72 258H66L65 256H62V255H58V256H54V257H49V258H45L44 260L46 261V259L48 260V261H44V260H42V261H44V264H53V263H55V264H184V262H186L187 260H195V261H201V262H205V263H207L208 261H217L216 263H218V261H222V262H226L227 264H252V262L254 261V260H256V259H260L261 258V261L262 260H264V258H262V257H264V256H262V254H264V234H258L256 237L254 236H252V238L250 237V238H248V239H246L245 238V240L243 239L242 240V242H239L238 240V242H236L235 241V244H228V245H222V244H219V243H222L223 241L225 242V241H227V239H232V237H235V236H238V235H241V234H243V233H245V232H247V230L248 229H250L249 227L251 226L250 225V222H248V221H246V218H244V216H242V215H240V214H237V212H234L233 211V209L231 210V209H224V208H222ZM15 210V209H14ZM183 210V209H182ZM235 210V209H234ZM23 212V211H22ZM153 212V211H152ZM163 212V211H162ZM168 212V211H167ZM167 212H165L164 214L166 215V213ZM156 213V212H155ZM26 214V213H25ZM31 214V213H30ZM59 214V213H58ZM68 214V213H67ZM76 214V213H75ZM146 214V213H145ZM16 216H14V218H13V225H12V234H11V238L9 239V241L8 242H10L11 244H12V248H13V251H17V253L19 252L20 254H21V252H23V253H26V252H31V253H37V255L40 253L41 255L43 254V253H48L49 255L50 254H54L55 252H59V251H62L63 252V250H62V248L65 246V243H63L64 241L63 240H61L60 238H64V237H60V233H63V231L62 232H60V233H56V232H53V234L52 233H49L48 234V236L46 235V236H43V235H41V236H39L38 234L36 235V234H33V232L32 233H29L28 232V230H27V228H25V226L23 225V217H22V219L20 218L21 216H17V214H15ZM24 215V214H23ZM136 215V214H135ZM149 215V214H148ZM189 215V214H188ZM245 215V214H244ZM32 216V215H31ZM63 216V215H62ZM78 216V215H77ZM168 216V215H167ZM9 217H10V215H9ZM30 217V216H29ZM135 217V216H134ZM137 217V216H136ZM139 217V216H138ZM137 217V218H138ZM164 217V216H163ZM25 218V217H24ZM70 218V217H69ZM140 218V217H139ZM167 218V217H166ZM10 219V218H9ZM142 219H143V216H142ZM111 220V219H110ZM69 221H71V219L69 220ZM73 221V220H72ZM76 221V220H75ZM154 221H155V219H154ZM159 221V220H158ZM165 221V220H164ZM176 221V220H175ZM77 222V221H76ZM178 222H179V220H178ZM67 223V222H66ZM185 223V222H184ZM28 224V223H27ZM63 224V223H62ZM145 224V223H144ZM168 224V225H169ZM179 224H182L181 223V221H180V223ZM11 225V224H10ZM64 225V224H63ZM133 225V224H132ZM138 225H140V223L138 224ZM175 225V224H174ZM250 225V226H249ZM27 226V225H26ZM59 226V225H58ZM182 226V225H181ZM29 227V226H28ZM65 227V226H64ZM63 226H62V228H64ZM175 227H176V225H175ZM180 227V226H179ZM252 227V226H251ZM257 227V226H256ZM131 228V227H130ZM133 228H135V227H133ZM149 228V229H148ZM152 228V229H151ZM254 228V227H253ZM151 229V230H150ZM177 229V228H176ZM170 230V229H169ZM183 229H181L180 231H182ZM256 230V229H255ZM254 230V231H255ZM30 231V230H29ZM58 231V230H57ZM152 231V232H153ZM173 231V230H172ZM52 232V231H51ZM139 232V231H138ZM137 232V233H138ZM154 232V233H155ZM206 232V233H205ZM250 232H251V230H250ZM260 232V231H259ZM56 233V234H55ZM151 233V232H150ZM169 233V232H168ZM152 234V233H151ZM169 235V234H168ZM10 236V235H9ZM63 236V235H62ZM151 236V235H150ZM153 236V235H152ZM164 236V235H163ZM140 237V236H139ZM242 237V236H241ZM182 238V237H181ZM7 239V238H6ZM65 239H66V237H65ZM229 239V240H230ZM236 239V238H235ZM240 240V239H239ZM4 241H6V240H4ZM68 241V240H67ZM163 241V240H162ZM66 242V241H65ZM186 243V244H185ZM8 244H5V242H4V244H3V248L4 247H7V248H9L8 246H7ZM186 245V246H185ZM67 247V246H66ZM68 248V247H67ZM160 249V250H161ZM195 249V248H194ZM193 249V250H194ZM65 250V249H64ZM68 250V249H67ZM67 250H65L66 252H67ZM187 250V249H186ZM182 251V252H183ZM2 252H3V249H0V261H2V259L4 260V257L2 256L1 257V255H3L2 254ZM16 253V252H15ZM16 253V254H17ZM160 253H161V251H160ZM10 254V253H9ZM52 254V255H53ZM59 254V253H58ZM153 254V253H152ZM22 255V254H21ZM30 255H32V254H30ZM55 255V254H54ZM57 255V254H56ZM164 255V254H163ZM166 255V254H165ZM175 255V254H174ZM108 256H109V254H108ZM178 256H180V255H178ZM190 256V255H189ZM6 257V256H5ZM13 257H16V256H12V258ZM81 257V256H80ZM10 258V257H9ZM35 258V257H34ZM39 258V257H38ZM165 258V259H164ZM30 261H31V259H29ZM72 261V262H65V261ZM34 261V260H33ZM36 261V260H35ZM258 261V260H257ZM4 262H6V261H4ZM8 262V261H7ZM189 262V261H188ZM192 262V261H191ZM32 263V262H31ZM30 263V264H31ZM40 263V262H39ZM195 263V262H194ZM202 263V264H203ZM220 264H221V262H219ZM15 264H16V262H15ZM33 264V263H32ZM36 264H38V262L36 263ZM41 264V263H40ZM43 264V263H42ZM189 264V263H188ZM222 264H224V263H222Z\"/></svg>",
	"mask_w": 264,
	"mask_h": 264
}]
</instances>
